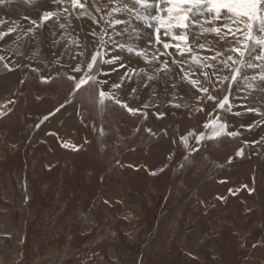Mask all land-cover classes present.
Listing matches in <instances>:
<instances>
[{"label":"rangeland","instance_id":"rangeland-1","mask_svg":"<svg viewBox=\"0 0 264 264\" xmlns=\"http://www.w3.org/2000/svg\"><path fill=\"white\" fill-rule=\"evenodd\" d=\"M81 3L86 15L69 0H0L6 105L21 85L0 113V264H264V52L246 54L236 81L225 82L217 76L229 70L192 59L209 56L190 37L192 53L171 50L183 73L164 57L167 74L129 72L112 90L140 110L132 114L111 99L100 104L98 92L126 70L151 69L127 51H155L144 10L126 0ZM132 26L128 40L120 30ZM97 52L95 81L75 90L69 77L83 73L73 68ZM187 69L215 100L183 78ZM225 96L231 111L218 107ZM58 108L60 130L46 132V112ZM216 118L239 135L209 139L205 125Z\"/></svg>","mask_w":264,"mask_h":264},{"label":"snow or ice","instance_id":"snow-or-ice-1","mask_svg":"<svg viewBox=\"0 0 264 264\" xmlns=\"http://www.w3.org/2000/svg\"><path fill=\"white\" fill-rule=\"evenodd\" d=\"M73 9L79 8L82 14H87L85 5L81 3V0H69ZM132 5L130 11H135L137 7L144 10V22L149 29L152 30L153 39L149 41V46H155V51L149 53L143 48H134L127 46V51L133 53L136 56L143 57L148 65H151V72L165 73L171 71L168 57L171 59L172 64L176 65L180 71H184L183 65L180 61L171 55V50L174 49L177 53L183 56L185 53H192L193 47L189 42V38L196 43V47L199 49H205V43L199 42L202 39H206L207 35L214 34L218 43L230 45L224 48L223 51H217L214 48L208 49L213 52L210 57L199 58L193 56L192 59L200 64L202 68H212V63L207 61H213L218 63L223 69H227L231 72V76H217V79H222L227 82L229 79L235 82L240 75V66L244 63L246 54L251 51L264 52V0H126V4ZM152 8L153 11H147ZM120 9L113 7L112 11L117 12ZM65 12L68 10L65 9ZM99 11V9H97ZM70 14V13H69ZM139 15L140 13H136ZM56 18L58 14L55 12H44L43 19L49 20ZM95 19V18H93ZM36 24V21L32 22ZM116 23H120L119 20ZM64 27V25H60ZM31 31V29L29 30ZM93 35H95L93 33ZM75 43V41H73ZM124 48L126 45H119ZM160 48L164 51L161 52ZM225 52L229 53L225 57ZM99 53L93 54L90 61L87 63L85 69H81L79 66L73 68L74 72L83 73L80 78L70 76L69 79L76 81L75 90L80 88L90 81H95L96 77L91 75V71L97 61ZM260 55L256 56V59H261ZM3 60V57H0ZM111 62V61H105ZM149 69L141 68L138 70L131 69L126 70L124 77H121V83H115L111 85V89L105 91L100 89L98 92L99 103L103 104L106 99L113 100L116 104L127 109L129 113L135 114L139 109L129 107L127 103L122 102L112 90L120 89L125 79L129 78V72L131 75H138L139 73H147ZM218 70H214L213 75H216ZM203 77L208 78V73L203 72ZM184 79H187L193 86H195L198 92L207 94L206 99L215 100L216 97L209 93L207 87L200 85V82L196 79H192L191 76L185 74ZM50 77H42V82H49ZM148 80L155 79V75H148ZM135 91V89H132ZM203 97L198 96L200 100ZM229 105L228 111H231V105L229 97L225 96L222 101L218 103L220 109H224L225 105ZM180 107V105H175ZM202 110V109H200ZM163 113H159V116H163ZM206 127L211 129L209 139H216L222 135H228L235 137L239 135L236 131H226L227 124L220 121L219 118L209 121ZM251 127V126H249ZM149 131H151L149 129ZM185 143L187 140L185 137H181ZM198 139L203 140V133L199 134ZM63 147L76 148L77 146L63 144ZM237 155H243V149L238 150ZM160 171H163L161 169ZM155 175V173H152ZM250 193L255 191L254 188H248L244 186ZM234 194V193H233ZM223 199V197H221Z\"/></svg>","mask_w":264,"mask_h":264},{"label":"bare ground","instance_id":"bare-ground-1","mask_svg":"<svg viewBox=\"0 0 264 264\" xmlns=\"http://www.w3.org/2000/svg\"><path fill=\"white\" fill-rule=\"evenodd\" d=\"M128 12V11H127ZM140 12V11H139ZM143 12V11H142ZM117 16L118 17H120V14L119 13H117ZM98 20L100 21V23H101V19H99L98 18ZM137 29V30H136ZM136 29L134 28V30H133V26L132 27H127L125 30L123 29V31L122 30H120V32H124L125 34V36H126V38L128 39V40H130V38H132V36H133V34H134V32H138V28L136 27ZM139 34H141V33H139ZM124 36V37H125ZM111 36L109 35V40H108V42H110L111 43ZM117 41V40H116ZM191 42H193V41H191ZM199 42H202V43H205V49H199V48H197L196 47V43L197 42H193V44H194V47H195V49L197 50V52L198 53H205L206 52V54H208V56L210 57V56H212L213 55V52L212 51H209L208 49H213L212 48V45H214V46H216V48H215V50H217V51H223L224 50V48H226V47H229L230 45H226V44H221V43H218L217 42V39H216V37L214 36V34H209V35H207V39L205 40V41H199ZM115 43V42H114ZM90 48V47H89ZM110 48V47H109ZM109 52L111 53V48L109 49ZM229 53H227V52H225V57L228 55ZM202 55V54H201ZM207 56V55H206ZM138 60V59H137ZM215 64V63H214ZM171 65V64H170ZM216 65H218V64H216ZM84 68V67H83ZM188 68V67H187ZM150 70V69H149ZM185 71V70H184ZM193 71V70H192ZM192 71H190V70H188L187 69V71L186 72H189L187 75H189V76H191L192 77V79H196V80H198L199 82H200V84H201V80L199 79V77L198 76H195V75H193L192 74ZM202 71V70H201ZM179 72H181V71H179ZM183 73V72H182ZM79 74V73H78ZM81 74V73H80ZM169 74H172V73H169ZM152 75V74H151ZM169 76V75H168ZM174 76V75H173ZM183 76V75H182ZM200 76V75H199ZM172 77V76H171ZM168 78V77H167ZM201 78V77H200ZM202 79V78H201ZM164 80V79H163ZM205 81V80H204ZM202 83H204V82H202ZM207 83V82H206ZM194 96V95H193ZM195 98V97H194ZM130 99V98H129ZM67 124V123H66ZM70 126V125H69ZM65 127V126H64ZM68 128V127H67ZM74 136V135H73ZM211 179V178H210ZM144 226V225H143ZM135 256V255H134Z\"/></svg>","mask_w":264,"mask_h":264},{"label":"crops","instance_id":"crops-1","mask_svg":"<svg viewBox=\"0 0 264 264\" xmlns=\"http://www.w3.org/2000/svg\"><path fill=\"white\" fill-rule=\"evenodd\" d=\"M15 84V83H14ZM19 86H21L20 85V83L19 84H17V86L15 85V90H13V92L12 93H10V94H12L13 96H14V94H15V97H14V99L12 100V101H9L10 102V104L9 105H6L5 104V97H4V93H5V89H4V91L2 90L1 92H0V113L1 114H3V113H5V112H9L10 110H11V108H13V103L17 100L16 98H18V95H19V92H20V88H19ZM6 92L8 93V90H7V88H6ZM4 97V98H3ZM11 98H12V96H11ZM8 100V99H7ZM6 100V101H7ZM61 110H62V108H58V109H56V110H53V111H51L50 113H48V112H46L47 114H46V122L45 123H47V124H49L48 126V128H47V131L46 132H49V131H58V130H60L59 128H58V126H57V124L59 123V118H60V116L58 117V115H61V114H59L60 112H61ZM0 114V115H1ZM62 116V115H61ZM75 116V115H74ZM49 119V120H48ZM60 134V133H59ZM60 139V138H59ZM61 140V139H60ZM262 249H264V247H262V246H260ZM261 248H259L258 249V251H260V249ZM262 255V259H264V251H262V253H261Z\"/></svg>","mask_w":264,"mask_h":264}]
</instances>
